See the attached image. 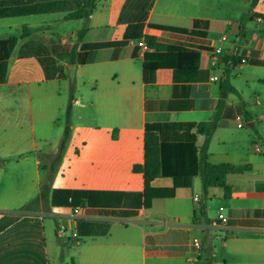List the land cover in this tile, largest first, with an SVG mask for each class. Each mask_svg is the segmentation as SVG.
Returning a JSON list of instances; mask_svg holds the SVG:
<instances>
[{
	"label": "crops",
	"instance_id": "crops-1",
	"mask_svg": "<svg viewBox=\"0 0 264 264\" xmlns=\"http://www.w3.org/2000/svg\"><path fill=\"white\" fill-rule=\"evenodd\" d=\"M169 48L199 57L144 74L145 56ZM237 49L246 62L226 65ZM71 80L72 131L57 162ZM213 123L208 162L251 170L227 176L228 198L195 175L146 208L134 167L147 132L172 176L196 168ZM262 144L264 0H0V219L19 216L0 233V264H264ZM45 169L54 175L42 200ZM171 176L150 187L172 188ZM220 208L229 228L208 229Z\"/></svg>",
	"mask_w": 264,
	"mask_h": 264
},
{
	"label": "trees",
	"instance_id": "trees-1",
	"mask_svg": "<svg viewBox=\"0 0 264 264\" xmlns=\"http://www.w3.org/2000/svg\"><path fill=\"white\" fill-rule=\"evenodd\" d=\"M257 2V0H255ZM93 9V7H92ZM82 16V13H76L68 18H79ZM83 35V32L80 34V38ZM151 40H149V45L153 46L151 44ZM183 56H187L189 58H192V60L198 59V54L191 51H185L180 48H169L166 52H156L152 54H147L146 60L148 62L152 63V66H145L144 74L147 73V71H154L158 68L162 67H171L175 66L176 68H181L183 65L180 63ZM232 66L230 67H237V65L240 63L239 59L236 58V56H232ZM227 59H225V63L227 65ZM197 63H194L193 65H190V67H196ZM228 85L230 87L231 92H235V89L230 86L229 83H224L223 86ZM226 95V92L225 94ZM73 98L71 99L72 102ZM72 113H73V106L72 103L68 106L66 116H65V130H64V137L62 139V142L60 144L56 161L60 162L61 158L63 157V154L66 150L67 143L71 136L72 131ZM249 116H247L248 118ZM217 128V124L213 123L209 126L207 131V139L206 143L201 151L200 161H196V168L190 172V173H177L173 174H167L165 172L163 167V160H162V147L160 143V139L152 131H148L145 138V164L144 166H135L134 171L140 172L144 174L145 182H146V191H145V198L146 208L150 207V203L153 199H168V198H174L176 195V190L185 187V188H192L193 181L192 177L195 175H199L202 180V186L204 191L206 192L209 188L218 187L222 188L225 191V197L230 196L231 188L227 186L226 179L228 175L231 174H244L251 170V167L249 165H232V164H219V165H212L208 162V145L210 138ZM44 171H47L46 169ZM48 174L44 177L42 185H41V193L40 198L42 200L47 199L49 192L51 190V186L49 182H52L53 175H54V169H50L47 171ZM168 177L171 176L172 179H174L173 187L170 189H157L154 190L150 187V183L157 178L160 177ZM24 210H31L30 206H27L24 208ZM18 215L13 216H5L2 219H0V233L4 231L7 227L12 225L14 222L18 220Z\"/></svg>",
	"mask_w": 264,
	"mask_h": 264
},
{
	"label": "built area",
	"instance_id": "built-area-1",
	"mask_svg": "<svg viewBox=\"0 0 264 264\" xmlns=\"http://www.w3.org/2000/svg\"><path fill=\"white\" fill-rule=\"evenodd\" d=\"M221 41L222 42H226L228 41V36L227 35H224L222 36L221 38ZM236 43H239V38L236 40ZM140 48H141V52L140 54L142 56H144L146 53H148L151 49L150 47L145 43V42H141L139 44ZM216 51L218 53H223L224 52V49L222 46H218V48L216 49ZM238 52V49L236 50V53L235 51L229 56V59L227 60V65L228 66H232L233 62H232V56H238L239 53ZM247 60V57H243L241 60H240V63L243 64L245 63ZM214 81H219L220 78L218 76H215L213 78ZM244 125V120H242L241 118L239 119V124L238 126L241 128L243 127ZM196 202H199V198L198 197H195L194 198ZM81 211L82 209L81 208H76L74 210V213H73V216L75 219H82L83 216L81 214ZM229 228V218L224 214V209L223 208H220L219 212H218V218L217 220H215L214 222H212L211 224L208 225V229H228ZM62 230H64V227H62ZM72 240H74L75 242L78 241V234L75 233L72 235ZM192 245L198 249V250H202L203 248V245H202V241L199 240V239H195L193 242H192Z\"/></svg>",
	"mask_w": 264,
	"mask_h": 264
},
{
	"label": "rangeland",
	"instance_id": "rangeland-1",
	"mask_svg": "<svg viewBox=\"0 0 264 264\" xmlns=\"http://www.w3.org/2000/svg\"><path fill=\"white\" fill-rule=\"evenodd\" d=\"M237 85L240 88L244 99H249V97L255 96L254 95L255 94L254 88H253L252 84H249V85L245 84V79H242V80L240 79L237 82ZM74 93H75L74 84H73V80H71L70 88L68 87V91L65 93V96H66L64 99L65 109H64L62 116L60 117V121L58 122V124L62 127L61 134H60L61 139H63V137H64L66 112H67L68 106L71 103V99L73 98ZM260 148L262 149V151H264V144L260 145ZM50 158H53V157H50ZM261 158L263 159V162H264V156H261ZM205 201L209 204V200L205 199ZM218 204H219V202H218ZM33 205L34 204H32L30 207H33ZM66 237L68 238V237H70V235L67 234Z\"/></svg>",
	"mask_w": 264,
	"mask_h": 264
}]
</instances>
